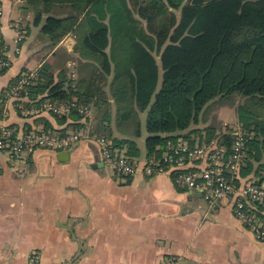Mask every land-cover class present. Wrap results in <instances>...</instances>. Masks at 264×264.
Instances as JSON below:
<instances>
[{
    "label": "trees",
    "instance_id": "16d2710c",
    "mask_svg": "<svg viewBox=\"0 0 264 264\" xmlns=\"http://www.w3.org/2000/svg\"><path fill=\"white\" fill-rule=\"evenodd\" d=\"M22 1L21 11L42 25V36L50 45L73 34L78 66L75 85L68 80L70 87L64 89L68 69L56 82L52 66L43 65L22 99L12 101L21 118V108L74 104L65 115L48 113L56 125L43 116L33 121L63 135L92 120L93 133L108 139L118 155L125 149L124 155L138 160L135 141L114 139L111 127L95 120L111 98L117 130L125 136L141 137L140 114L147 113L146 161L160 159L168 144L180 138L191 147L218 140L229 152L241 128L250 137L240 177L255 185L264 182V164L249 177L253 162L264 161V118L252 104L264 106V0ZM215 105L237 107L240 126H209L198 142L190 132L184 133ZM80 107H86L91 118L95 110V119ZM39 125L18 127L36 130Z\"/></svg>",
    "mask_w": 264,
    "mask_h": 264
},
{
    "label": "crops",
    "instance_id": "0c3cea01",
    "mask_svg": "<svg viewBox=\"0 0 264 264\" xmlns=\"http://www.w3.org/2000/svg\"><path fill=\"white\" fill-rule=\"evenodd\" d=\"M0 2L1 33L11 61L0 74V127L39 125L33 121L39 116L56 125L48 113L21 118L12 102H4L3 93L19 74L39 71L48 62L56 82L62 70L72 69L64 89L70 87L68 80L75 85L76 40L70 37L50 48L42 25L21 11L22 0ZM18 20L25 29L21 42ZM100 116L97 121L111 127L114 139L136 142V161L143 164L148 158L147 113L140 114V138L117 130L111 98ZM209 126L211 121L200 116L184 133L198 142ZM65 151L37 149L16 162L0 150V264H30L32 253L39 254L41 264H264V241L236 218L232 205L212 208L200 192L179 187L170 174L120 175L91 140L80 142L68 155ZM118 152L126 154L125 149ZM253 163L249 177L264 161Z\"/></svg>",
    "mask_w": 264,
    "mask_h": 264
},
{
    "label": "built area",
    "instance_id": "2783aa9c",
    "mask_svg": "<svg viewBox=\"0 0 264 264\" xmlns=\"http://www.w3.org/2000/svg\"><path fill=\"white\" fill-rule=\"evenodd\" d=\"M3 8L0 5V29ZM9 44L2 38L0 31V70L11 66ZM38 72H28L19 75L3 93L6 103L22 99V94ZM54 104L45 103L41 108L24 109V118L44 111H50ZM72 105H55V112L64 115ZM80 112L88 114L86 107H80ZM249 134L241 128L235 134L231 149L228 152L219 141L210 144L191 147L188 142L179 140L177 144H168L163 156L146 161L143 164L126 155H118L112 143L93 133L92 120L83 124L80 130L59 134L40 129H23L17 126L0 127V150L11 161H21L37 149H52L55 151L69 150L76 143L91 140L100 149L103 160L117 173L123 176H133L141 173L145 176L160 174L174 175L176 184L184 189L200 192L212 208L219 206L226 199L232 203V211L236 218L254 232L258 240L264 241V182L255 185L242 179L240 170L246 160L247 141ZM30 264H41L40 256L32 253Z\"/></svg>",
    "mask_w": 264,
    "mask_h": 264
},
{
    "label": "rangeland",
    "instance_id": "374dc122",
    "mask_svg": "<svg viewBox=\"0 0 264 264\" xmlns=\"http://www.w3.org/2000/svg\"><path fill=\"white\" fill-rule=\"evenodd\" d=\"M0 5L2 6V8H3V4L0 2ZM176 14L179 16V11H176ZM3 15H4V8H3ZM3 15H2V18H3ZM32 15V14H31ZM67 16L68 14H67V12L64 14V16ZM58 16H61V17H63L62 16V14L61 13H58ZM17 26H18V29H19V32H18V35H19V38H18V41L19 42H21L23 39H24V37H25V29H24V27H23V25L21 24V22H19V20H18V22H17ZM2 30V19H1V29H0V31ZM2 32V31H1ZM74 38V36H73V34H69L68 33V35H65L63 38H61L62 40L61 41H59V43H57V45H55V46H53L52 44L49 46L50 48H52V49H54L55 47H57L60 43H62V41H64V40H66L67 38ZM2 38H3V36H2ZM46 38V37H45ZM4 39V38H3ZM75 39V38H74ZM5 40V39H4ZM6 41V40H5ZM7 42V41H6ZM8 43V42H7ZM65 43H69V41H65ZM49 48V49H50ZM7 54H9V56H10V49H9V51H7ZM157 61L159 62L160 61V57L159 56H157ZM160 63V62H159ZM48 65H51L49 62L47 63ZM74 64L75 65H77V63L74 61ZM52 66V65H51ZM78 66V65H77ZM1 72V71H0ZM36 72H38V71H36ZM52 72L54 73V70H52ZM69 72H72V69H68L67 70V72H66V74H68ZM26 73H28V72H26ZM21 74H23V73H21ZM55 74V73H54ZM20 75V74H19ZM18 75V76H19ZM56 77V76H55ZM11 85V83L8 85V87ZM108 86H109V83H108ZM108 86H107V88H108ZM7 87V88H8ZM236 100H237V102H239V97H236ZM245 99H241V101L243 102ZM48 103V102H47ZM52 104H54L53 105V107H52V109H50V111H47V112H40V113H37V114H35L34 116L35 117H37V116H39V115H41V114H44V113H56L54 110H55V105L56 106H58V104L57 103H55V102H52ZM252 104L254 105V109H256V110H258V111H260L261 113H263L264 112V106L263 105H260L259 103H258V101H253L252 102ZM59 107V106H58ZM103 110L104 109H102V110H98L97 112H96V114H98V115H101V113L103 112ZM56 114H58V113H56ZM59 115H61V114H59ZM65 115V114H64ZM206 118H209V120L211 121V126H213V127H215V128H223V126L224 125H226V124H228V125H234V126H238V123H239V116H238V111H237V107H234V106H232V105H225V106H219V105H215L214 107H212L209 111H208V113H207V116L204 118V119H206ZM264 118V117H263ZM91 119H93V118H91ZM96 121H97V119H95ZM18 128V127H17ZM77 128H75V127H71L70 128V130H69V132H75V131H77L76 130ZM204 135V134H203ZM85 142V141H84ZM114 171V170H113ZM245 179V178H244ZM222 203H224V204H229V205H232V203H230L228 200H226V199H224V200H222L221 201Z\"/></svg>",
    "mask_w": 264,
    "mask_h": 264
},
{
    "label": "water",
    "instance_id": "95a60500",
    "mask_svg": "<svg viewBox=\"0 0 264 264\" xmlns=\"http://www.w3.org/2000/svg\"><path fill=\"white\" fill-rule=\"evenodd\" d=\"M77 145H78V143L74 144V145L72 146V148H70L68 151H65L64 154H65V155H68V154L70 153V150H72L73 148H75ZM98 163H99V159L96 158V164H94V167H96V165H97ZM177 264H188V263H186V262H179V263H177Z\"/></svg>",
    "mask_w": 264,
    "mask_h": 264
}]
</instances>
